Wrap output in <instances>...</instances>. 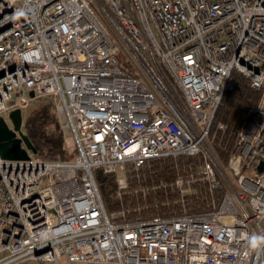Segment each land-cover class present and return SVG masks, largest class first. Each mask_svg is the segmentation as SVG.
<instances>
[{
	"label": "built area",
	"instance_id": "1",
	"mask_svg": "<svg viewBox=\"0 0 264 264\" xmlns=\"http://www.w3.org/2000/svg\"><path fill=\"white\" fill-rule=\"evenodd\" d=\"M234 72L261 96L223 166L210 134ZM44 99L74 157L0 156V264H264V0H0V118ZM196 156L142 188L179 213H108L98 169L121 198L130 173ZM198 181L223 196L190 213Z\"/></svg>",
	"mask_w": 264,
	"mask_h": 264
},
{
	"label": "trees",
	"instance_id": "2",
	"mask_svg": "<svg viewBox=\"0 0 264 264\" xmlns=\"http://www.w3.org/2000/svg\"><path fill=\"white\" fill-rule=\"evenodd\" d=\"M232 86V90L225 92L216 111L210 134L211 143L223 166H226L230 159L244 113L251 106L256 105L261 96L260 91L252 88L250 81L238 72H234L232 75ZM219 124L224 125V129H219ZM23 131L43 159L70 160L74 157L75 151L66 147L61 119L53 100H46L34 106L25 120ZM202 163L201 156L181 157L176 162L171 158L154 160L149 167L130 173L129 184L132 192L123 194L121 198L116 194L115 175L105 174L103 170L98 169L96 178L108 213L126 210L128 219L165 216L171 212H180L182 202L179 201L176 204V194L171 190L164 189L165 186H161L156 191L145 192V194H143L142 188L147 184L170 183L178 175H188L190 166L196 171ZM196 187L197 192L184 199L188 212H207L212 210L214 200L217 205L221 202L222 189L211 194L209 185L205 181H198ZM166 201H168V205H172L167 206Z\"/></svg>",
	"mask_w": 264,
	"mask_h": 264
},
{
	"label": "water",
	"instance_id": "3",
	"mask_svg": "<svg viewBox=\"0 0 264 264\" xmlns=\"http://www.w3.org/2000/svg\"><path fill=\"white\" fill-rule=\"evenodd\" d=\"M34 96V93H30ZM13 128H11L4 118H0V156L9 160H27L29 154L27 149L37 153V149L23 131V114L17 109L11 112ZM23 144L25 147H23ZM259 170H264V163L259 166Z\"/></svg>",
	"mask_w": 264,
	"mask_h": 264
},
{
	"label": "rangeland",
	"instance_id": "4",
	"mask_svg": "<svg viewBox=\"0 0 264 264\" xmlns=\"http://www.w3.org/2000/svg\"><path fill=\"white\" fill-rule=\"evenodd\" d=\"M46 100H51V99L38 100V101L33 102L30 105V107L27 109V111H24V113H23L24 122H25L26 118L28 117L29 112L34 108V106L37 105V104H39V103H42L43 101H46ZM131 192L132 191H130V188H128L125 193L131 194Z\"/></svg>",
	"mask_w": 264,
	"mask_h": 264
}]
</instances>
